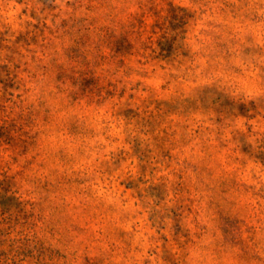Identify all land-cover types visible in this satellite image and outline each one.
Returning <instances> with one entry per match:
<instances>
[{
	"label": "rangeland",
	"instance_id": "1",
	"mask_svg": "<svg viewBox=\"0 0 264 264\" xmlns=\"http://www.w3.org/2000/svg\"><path fill=\"white\" fill-rule=\"evenodd\" d=\"M0 264H264V0H0Z\"/></svg>",
	"mask_w": 264,
	"mask_h": 264
},
{
	"label": "trees",
	"instance_id": "2",
	"mask_svg": "<svg viewBox=\"0 0 264 264\" xmlns=\"http://www.w3.org/2000/svg\"><path fill=\"white\" fill-rule=\"evenodd\" d=\"M1 121V120H0Z\"/></svg>",
	"mask_w": 264,
	"mask_h": 264
}]
</instances>
